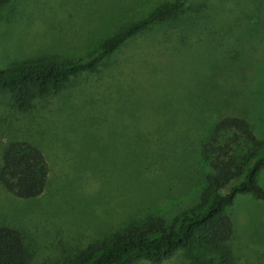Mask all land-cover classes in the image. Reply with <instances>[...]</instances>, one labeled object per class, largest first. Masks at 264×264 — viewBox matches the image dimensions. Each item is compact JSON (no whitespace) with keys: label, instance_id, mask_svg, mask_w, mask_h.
Listing matches in <instances>:
<instances>
[{"label":"rangeland","instance_id":"374dc122","mask_svg":"<svg viewBox=\"0 0 264 264\" xmlns=\"http://www.w3.org/2000/svg\"><path fill=\"white\" fill-rule=\"evenodd\" d=\"M175 2L181 21L138 33L92 72L33 94L19 109L0 88V167L9 141L44 154L42 193L0 182V226L19 229L28 264H71L80 251L150 216L170 222L198 202L201 149L215 122L244 117L264 138V0H10L0 6V68L86 60L107 39ZM264 185V168L258 174ZM232 264H264V202L237 194ZM233 229V230H234ZM137 264H154L148 261ZM158 264H199L178 252Z\"/></svg>","mask_w":264,"mask_h":264},{"label":"trees","instance_id":"16d2710c","mask_svg":"<svg viewBox=\"0 0 264 264\" xmlns=\"http://www.w3.org/2000/svg\"><path fill=\"white\" fill-rule=\"evenodd\" d=\"M10 0H0V6ZM187 10V9H186ZM181 2L161 6L107 39L97 54L86 60L30 62L0 68V88L14 94L16 106L30 107L32 95L56 90L70 77L94 71L128 40L151 26L181 21ZM203 156L210 173L198 202L181 210L170 222L148 217L142 225H129L108 239L79 252L71 264H158L178 252H186L195 263L232 264L229 243L233 222L228 208L237 194H252L264 202V187L257 175L264 168V138H258L244 117L218 119L202 141ZM48 165L43 152L27 140H12L3 151L0 182L22 199L39 196L47 186ZM28 247L21 231L0 226V264H28Z\"/></svg>","mask_w":264,"mask_h":264},{"label":"crops","instance_id":"0c3cea01","mask_svg":"<svg viewBox=\"0 0 264 264\" xmlns=\"http://www.w3.org/2000/svg\"><path fill=\"white\" fill-rule=\"evenodd\" d=\"M258 177H259V176L257 175V180H258V183H259V179H258ZM259 184H260V183H259ZM261 186H262V185H261ZM262 187H264V185H263ZM230 207H231V206H230ZM232 222H234V220H233ZM234 228H235V222H234ZM234 228H233V229H234ZM234 233H235V229L233 230V235H234ZM232 237H233V236H232Z\"/></svg>","mask_w":264,"mask_h":264}]
</instances>
